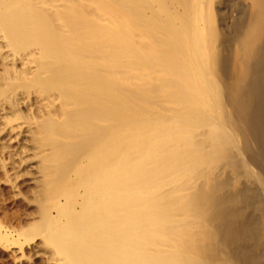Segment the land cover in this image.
Returning <instances> with one entry per match:
<instances>
[{
	"label": "bare ground",
	"instance_id": "bare-ground-1",
	"mask_svg": "<svg viewBox=\"0 0 264 264\" xmlns=\"http://www.w3.org/2000/svg\"><path fill=\"white\" fill-rule=\"evenodd\" d=\"M3 187L15 264H264V0H0Z\"/></svg>",
	"mask_w": 264,
	"mask_h": 264
},
{
	"label": "rangeland",
	"instance_id": "rangeland-1",
	"mask_svg": "<svg viewBox=\"0 0 264 264\" xmlns=\"http://www.w3.org/2000/svg\"><path fill=\"white\" fill-rule=\"evenodd\" d=\"M21 186L23 187V190L26 191L27 188H26V185L25 183H21ZM3 189V193H0V205H2L1 209L2 211L4 210L5 208V211H9V210H12V211H16L17 209L21 210L22 212H24L25 208L24 206L19 202H16L9 190L5 187L2 188ZM4 205V207H3ZM0 264H15L13 262L12 259L9 258V254L8 252L2 250V247L0 246Z\"/></svg>",
	"mask_w": 264,
	"mask_h": 264
}]
</instances>
